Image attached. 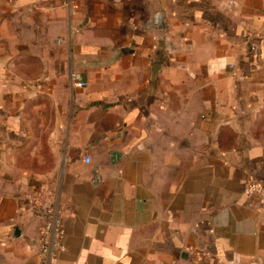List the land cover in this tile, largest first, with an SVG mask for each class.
I'll use <instances>...</instances> for the list:
<instances>
[{
  "label": "crops",
  "instance_id": "1",
  "mask_svg": "<svg viewBox=\"0 0 264 264\" xmlns=\"http://www.w3.org/2000/svg\"><path fill=\"white\" fill-rule=\"evenodd\" d=\"M250 180L264 0H0V264L42 263L43 187L55 264H264Z\"/></svg>",
  "mask_w": 264,
  "mask_h": 264
},
{
  "label": "built area",
  "instance_id": "2",
  "mask_svg": "<svg viewBox=\"0 0 264 264\" xmlns=\"http://www.w3.org/2000/svg\"><path fill=\"white\" fill-rule=\"evenodd\" d=\"M70 80L75 86L87 85V81L79 72H72ZM87 161H90V158H87ZM243 192L247 196L256 197L261 210L264 211V185L261 182L247 181ZM28 208L43 220L39 237V249L43 259L41 264H55L67 249L63 212L55 192L43 187L28 194Z\"/></svg>",
  "mask_w": 264,
  "mask_h": 264
},
{
  "label": "water",
  "instance_id": "3",
  "mask_svg": "<svg viewBox=\"0 0 264 264\" xmlns=\"http://www.w3.org/2000/svg\"><path fill=\"white\" fill-rule=\"evenodd\" d=\"M113 156H115V157H117V156H119V153H113Z\"/></svg>",
  "mask_w": 264,
  "mask_h": 264
}]
</instances>
